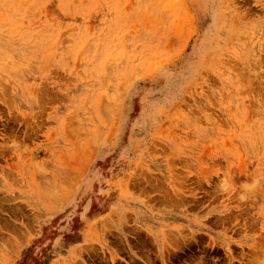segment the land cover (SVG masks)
I'll list each match as a JSON object with an SVG mask.
<instances>
[{"label": "rangeland", "instance_id": "obj_1", "mask_svg": "<svg viewBox=\"0 0 264 264\" xmlns=\"http://www.w3.org/2000/svg\"><path fill=\"white\" fill-rule=\"evenodd\" d=\"M0 264H264V0H0Z\"/></svg>", "mask_w": 264, "mask_h": 264}]
</instances>
